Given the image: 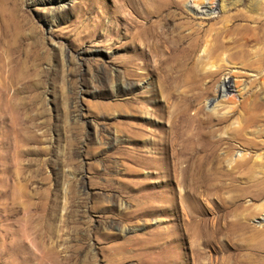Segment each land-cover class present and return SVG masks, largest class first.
<instances>
[{"label": "rangeland", "instance_id": "374dc122", "mask_svg": "<svg viewBox=\"0 0 264 264\" xmlns=\"http://www.w3.org/2000/svg\"><path fill=\"white\" fill-rule=\"evenodd\" d=\"M112 6L0 0V264H182L181 245L190 250L183 185L120 160L123 147L152 151L130 130L147 121L130 110L145 83L119 84V58L132 53L118 48ZM250 224L262 227L264 213Z\"/></svg>", "mask_w": 264, "mask_h": 264}, {"label": "bare ground", "instance_id": "6f19581e", "mask_svg": "<svg viewBox=\"0 0 264 264\" xmlns=\"http://www.w3.org/2000/svg\"><path fill=\"white\" fill-rule=\"evenodd\" d=\"M112 7L124 29L118 48L132 53L119 58V84L145 83L130 110L147 121L130 130L152 151L147 158L123 147L120 160L183 185L181 237L190 250L181 245L182 264H264V224H250L264 213V0H113ZM234 140L244 151L237 158Z\"/></svg>", "mask_w": 264, "mask_h": 264}]
</instances>
